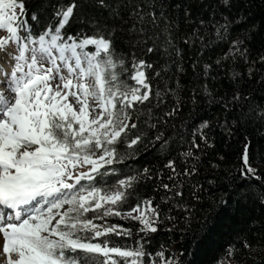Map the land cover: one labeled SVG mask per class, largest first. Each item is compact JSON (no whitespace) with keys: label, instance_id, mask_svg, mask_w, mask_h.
Instances as JSON below:
<instances>
[{"label":"snow or ice","instance_id":"snow-or-ice-1","mask_svg":"<svg viewBox=\"0 0 264 264\" xmlns=\"http://www.w3.org/2000/svg\"><path fill=\"white\" fill-rule=\"evenodd\" d=\"M95 3L112 7L107 0ZM80 8L78 0L56 6L55 23L37 35L23 19V0H0V30L7 33L0 36V208L8 210L0 211V264H81V254L91 264H177L163 250L155 252L159 260L151 259L147 241L141 243L144 236L107 223L117 217L137 221V233L158 231L160 212L152 201H129L136 176L111 186H98L96 179L115 174L111 166L123 163L120 147L142 143L141 135L128 134L138 128L132 111L151 102L153 89L145 70L153 65L135 58L127 64L116 54L114 33L99 25L91 29L94 34H66ZM113 15L120 17V10L113 9ZM128 15L122 22L129 26L132 47H138L136 41L146 45L162 26L168 27L166 14L154 4L146 7L144 0L133 4ZM237 43L242 42H233L230 50ZM155 139L161 147L167 144L163 133ZM192 147L200 145L194 142ZM242 161V175L254 174L247 144ZM166 167L176 172L174 161ZM210 229L209 224L202 226L205 233ZM114 237L133 239L135 246Z\"/></svg>","mask_w":264,"mask_h":264},{"label":"trees","instance_id":"trees-1","mask_svg":"<svg viewBox=\"0 0 264 264\" xmlns=\"http://www.w3.org/2000/svg\"><path fill=\"white\" fill-rule=\"evenodd\" d=\"M70 2L23 0V19L38 35L55 23L56 6ZM78 2L81 8L66 34H94L91 29L99 25L114 33L116 54L127 64L135 58L153 65L145 70L151 102L132 111L138 128L128 134L141 135L142 143L120 147L123 163L111 166L115 174L96 179L98 186H111L136 176L129 201H152L160 212L158 231L148 236L137 233V221H107L132 228L134 237L144 236L141 243L147 241L153 260L163 250L177 264H264V0H144L146 7L154 4L166 14L168 27L146 45L136 41L138 47L130 46L129 26L122 21L142 0H107L111 8L95 0ZM113 9L121 16L115 17ZM33 14L38 20L31 19ZM233 42L242 43L230 50ZM167 112L173 115L166 117ZM160 133L167 140L164 147L155 139ZM194 142L200 147H192ZM246 144L255 173L242 175ZM169 161L175 173L166 167ZM205 224L211 225L207 233ZM114 239L135 246L133 239ZM81 264L91 261L81 254Z\"/></svg>","mask_w":264,"mask_h":264},{"label":"rangeland","instance_id":"rangeland-1","mask_svg":"<svg viewBox=\"0 0 264 264\" xmlns=\"http://www.w3.org/2000/svg\"><path fill=\"white\" fill-rule=\"evenodd\" d=\"M5 35H7L6 30H0V36H5ZM0 211H8V210L7 209L0 208ZM96 222L97 223H104V221H96ZM107 223L110 224V221H107Z\"/></svg>","mask_w":264,"mask_h":264}]
</instances>
